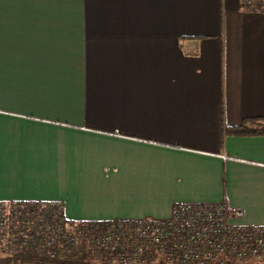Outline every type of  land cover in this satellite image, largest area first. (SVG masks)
<instances>
[{"label":"crops","instance_id":"crops-1","mask_svg":"<svg viewBox=\"0 0 264 264\" xmlns=\"http://www.w3.org/2000/svg\"><path fill=\"white\" fill-rule=\"evenodd\" d=\"M0 200L77 222L228 201L264 225V8L0 0Z\"/></svg>","mask_w":264,"mask_h":264},{"label":"built area","instance_id":"built-area-1","mask_svg":"<svg viewBox=\"0 0 264 264\" xmlns=\"http://www.w3.org/2000/svg\"><path fill=\"white\" fill-rule=\"evenodd\" d=\"M242 216L228 201L179 202L163 219L77 222L57 202L0 200V254L32 264H264V225L232 221Z\"/></svg>","mask_w":264,"mask_h":264},{"label":"trees","instance_id":"trees-1","mask_svg":"<svg viewBox=\"0 0 264 264\" xmlns=\"http://www.w3.org/2000/svg\"><path fill=\"white\" fill-rule=\"evenodd\" d=\"M254 8H264V0H258ZM35 261L34 258L23 255L0 256V264H19ZM67 264H82V263H67Z\"/></svg>","mask_w":264,"mask_h":264},{"label":"rangeland","instance_id":"rangeland-1","mask_svg":"<svg viewBox=\"0 0 264 264\" xmlns=\"http://www.w3.org/2000/svg\"><path fill=\"white\" fill-rule=\"evenodd\" d=\"M0 256H3V255L0 254ZM31 262H33V261H31ZM31 262H29V263L32 264ZM38 262H43V261H38ZM26 263H28V262H26ZM19 264H20V263H19ZM24 264H25V263H24Z\"/></svg>","mask_w":264,"mask_h":264}]
</instances>
